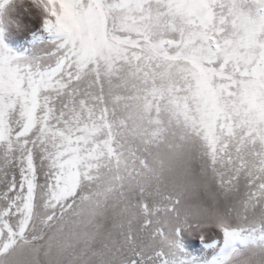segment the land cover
Here are the masks:
<instances>
[{"label":"snow or ice","instance_id":"1","mask_svg":"<svg viewBox=\"0 0 264 264\" xmlns=\"http://www.w3.org/2000/svg\"><path fill=\"white\" fill-rule=\"evenodd\" d=\"M0 264H264V0H0Z\"/></svg>","mask_w":264,"mask_h":264}]
</instances>
